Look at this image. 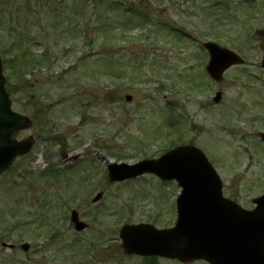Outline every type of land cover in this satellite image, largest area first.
I'll return each mask as SVG.
<instances>
[{
  "label": "rangeland",
  "instance_id": "obj_1",
  "mask_svg": "<svg viewBox=\"0 0 264 264\" xmlns=\"http://www.w3.org/2000/svg\"><path fill=\"white\" fill-rule=\"evenodd\" d=\"M98 1L0 0L5 88L12 109L33 122L18 138L34 140L30 154L0 174V264H146L111 247L110 237L157 214L167 224L178 187L151 175L110 182L108 163L192 144L226 196L250 208L264 192V69L251 37L264 24V0H107L147 17L124 31L104 20L106 46L95 31ZM208 40L245 61L217 83L205 72ZM63 152L81 157L69 163ZM72 210L88 229L74 230Z\"/></svg>",
  "mask_w": 264,
  "mask_h": 264
},
{
  "label": "water",
  "instance_id": "obj_2",
  "mask_svg": "<svg viewBox=\"0 0 264 264\" xmlns=\"http://www.w3.org/2000/svg\"><path fill=\"white\" fill-rule=\"evenodd\" d=\"M255 37H261L264 39V29L259 30ZM205 47L207 48L210 58L209 62L207 64L206 70L211 75V77L214 80H219L221 78L222 72L229 67L232 64L235 63H241L242 60L237 57L234 53L228 51L227 49H223L219 46H217L215 43H206ZM261 48L264 51V45H261ZM261 66L264 68V54L261 61ZM220 94L217 93L215 97V101L219 99ZM10 102L8 99L7 94L4 91L3 88V80L0 79V172L6 168L14 159L15 156L20 155L22 153H25L28 151V149L32 145V139L27 138L21 141H16L14 139V136L17 134V132L20 129H25L31 126V122L22 115L16 114L10 110ZM261 137L264 140V134H261ZM194 167V170L190 173L189 177L190 180H184V182H187L185 186H183V191L178 199V209H179V220L178 222L182 220L181 223H179V226L187 225L189 222V216L193 213L190 211L193 207H198L201 209L205 208V200L210 199L212 197L216 198L217 200H220L219 194H216L214 196L213 192V183L218 185V180H216V176L214 177V172L211 170L210 165L205 160L204 156L197 150L192 147H180L176 148L173 151L168 152L167 154L163 155L160 159L154 161V160H148L141 162L139 164H135L132 166H120V165H109L108 166V176L110 180H122L124 178L128 177H134L138 174H141L143 172H153L159 175L160 177H169V173L171 172L170 169L172 168V171H180L178 174H182L181 170L184 168H191ZM122 168H127L124 171ZM176 170V171H175ZM120 172V174H119ZM173 173V176H176V173ZM184 175H186V172H183ZM202 177V178H201ZM192 184V186H190ZM203 184H207V186H204ZM187 185V186H186ZM201 185V186H199ZM213 195V196H211ZM99 195L94 198V200L98 199ZM189 200V201H188ZM216 200V201H217ZM258 203V206L255 210L250 212L248 217L246 218H238L236 221V224L243 223L244 229L246 233H250L251 231H256L258 229L257 224L258 220L256 217L259 215H264V195L260 198H257L255 200ZM207 209L203 210V217L200 218V225H197L194 231H198L200 233H197L195 236H200L203 239H206L210 244L207 245V248H205V252H203V256L208 257L211 259V251L208 247H211L213 244L211 242L212 238H215L216 234L211 231V217H208L211 215V209L208 208V202L206 205ZM198 213V212H197ZM252 218L253 221H250L249 219ZM71 221L75 224V229L81 230L84 228L85 224L82 222H79L77 219V215L75 212H72L71 214ZM234 220H228L227 222L233 225L235 222ZM131 227H124L122 229V238L124 240L122 248L125 252L131 253V252H137V253H147L149 252L148 249H154L156 251H161L162 253L164 249L168 250L171 248L172 245L165 244L164 247L163 244H154L149 246L148 243H146L147 248H144L146 246L139 245L140 241H137L138 236H136L135 231L137 229H130ZM177 227L172 229L171 231H174ZM236 229H239L237 227ZM229 235V234H228ZM168 240H173L169 235L167 236ZM228 237V236H227ZM232 238V235L228 237V239ZM146 240L145 238H143ZM233 242V241H232ZM145 243V241H144ZM138 245V246H137ZM227 247H236V244L228 242ZM23 248L26 250L28 248L27 245H23ZM164 248V249H163ZM239 256L241 257V262L244 264H257L258 258L256 254L263 257L264 260V242L259 244V247L255 246L252 242L249 241L247 244H243L241 247H238ZM163 249V250H161ZM233 250V249H230ZM233 251H236L235 249ZM255 251L258 253H255ZM169 253V252H168ZM179 255V254H177ZM244 255V256H242Z\"/></svg>",
  "mask_w": 264,
  "mask_h": 264
},
{
  "label": "flooded vegetation",
  "instance_id": "obj_3",
  "mask_svg": "<svg viewBox=\"0 0 264 264\" xmlns=\"http://www.w3.org/2000/svg\"><path fill=\"white\" fill-rule=\"evenodd\" d=\"M153 260H154V263L155 264H159V263H162V261H168L169 263L170 262H173V263H177V264H184L182 262H180L178 259H172V258H167V257H153ZM187 264H208V262L204 259H196V260H193L191 261L190 263H187Z\"/></svg>",
  "mask_w": 264,
  "mask_h": 264
}]
</instances>
